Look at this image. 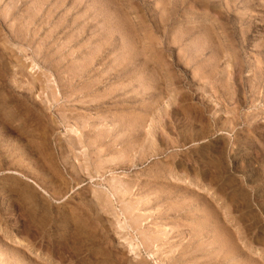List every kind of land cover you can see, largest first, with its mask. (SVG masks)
Returning a JSON list of instances; mask_svg holds the SVG:
<instances>
[{
	"label": "rangeland",
	"instance_id": "374dc122",
	"mask_svg": "<svg viewBox=\"0 0 264 264\" xmlns=\"http://www.w3.org/2000/svg\"><path fill=\"white\" fill-rule=\"evenodd\" d=\"M0 264H264V0H0Z\"/></svg>",
	"mask_w": 264,
	"mask_h": 264
},
{
	"label": "bare ground",
	"instance_id": "6f19581e",
	"mask_svg": "<svg viewBox=\"0 0 264 264\" xmlns=\"http://www.w3.org/2000/svg\"><path fill=\"white\" fill-rule=\"evenodd\" d=\"M139 2H140V1H139ZM147 3H148V2H147ZM147 3H146V4H147ZM261 3H262V2H261ZM254 4H255V3H254ZM41 6H42V5H41ZM42 7H43V6H42ZM204 19H205V18H204ZM260 19H261V18H260ZM166 26H167V25H166ZM252 32H253V31H252ZM168 50H169V49H168ZM84 224H85V223H84ZM84 224H81V225L83 226ZM79 226H80V225H79ZM85 226H86V225H85ZM88 240H89V239H88ZM94 242H95V240H94ZM224 242L226 243V245H227V244L229 245V248H233V247H230V246H233L230 240L227 241V239H226V241H224ZM92 245H94V244H92ZM228 245H227V246H228ZM85 246H86V245H85ZM95 246H96V244H95Z\"/></svg>",
	"mask_w": 264,
	"mask_h": 264
}]
</instances>
